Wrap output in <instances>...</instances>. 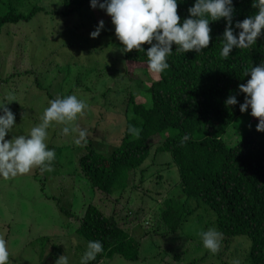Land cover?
<instances>
[{"label":"trees","instance_id":"1","mask_svg":"<svg viewBox=\"0 0 264 264\" xmlns=\"http://www.w3.org/2000/svg\"><path fill=\"white\" fill-rule=\"evenodd\" d=\"M22 1L0 0V7L3 6L0 9V97L4 104L10 103L7 107L15 110L14 116L21 120L27 107L31 110L44 103L45 110L55 98L48 73L52 72L57 60L49 61L48 54H43L42 63H38L36 48L40 42L34 37L35 20L54 21L61 13L73 15L72 19L77 16L73 23L81 21L79 25H73L70 19L65 21L66 32L73 35L74 42L65 34L69 43L61 44L64 48L75 46V42L97 43L91 33L99 25L97 21L91 25L88 16L81 17L83 10L92 8L91 0H59L62 10L44 4L20 11L16 4ZM177 3L182 25L186 18H190L188 9L196 0H177ZM252 4L253 0H233V29L237 37L240 30L235 28L236 22H242L258 11ZM92 17H95L94 13ZM226 26L227 21L223 18L211 22L210 45L199 53L195 50L177 53L174 44L172 54L167 57L169 68L156 78L147 67L146 53L151 45H143L144 51L124 53V69L119 71L124 75L116 85L126 95L123 130L120 135L116 134L115 144L111 142L109 151L103 153L95 149V144L101 145L97 140L104 138L100 129L109 123L99 121L94 129L92 126L87 128L88 133L100 136L91 141L87 139L83 146L85 152L71 175L73 179L74 175L79 177L93 192L99 193L100 201L84 203L81 213L76 215L60 208L75 234L87 244L89 241L102 243L103 251L88 264H107L115 257L138 263L144 241L150 236L154 239L163 236L160 233L163 226L166 234L175 237L187 219L194 217L203 226L206 215L211 218L209 224L226 237L225 243L240 238L246 244L241 253L236 249L217 254L215 258L220 264H232L233 260H239L240 264H264V132L256 130L259 121L251 115L250 107L247 112L240 111L246 94L239 90V85L246 84L251 78L250 75L245 77L244 71L264 62V30L249 48H234L227 58H223L220 55L221 39ZM24 27H33V30L27 34ZM103 32L118 39L109 15ZM19 34L24 39L17 43ZM59 39H55L57 44ZM86 46L89 45L86 43ZM115 60L113 58V62ZM95 73L103 82L111 74L102 68H96ZM90 78L85 82L90 83ZM46 82L50 85L46 86ZM62 88L63 85L60 90ZM23 89L25 91L18 101L6 100V94L18 98ZM112 91V88L103 89L104 102L110 101ZM68 92L67 96L95 94V90L89 87ZM229 96H235L238 103L226 106ZM28 118L26 115L24 120ZM132 126L141 129L139 138L129 133ZM185 135L189 139L181 144ZM159 155L172 157V161H165L164 166L177 168L179 182L171 193L162 195L158 191L155 194L152 200H156L159 206L154 215L146 212L144 207L128 213L126 208L135 200L134 192L142 187L133 185L131 176L139 171L142 182L145 165L150 158L159 159ZM161 178V174L158 175L155 183H162ZM147 195L149 198L152 194L147 191ZM144 217H148L147 222H143ZM150 225L153 230L142 228ZM48 238L43 236L35 241L45 243ZM63 250L60 249L56 259ZM46 254H49V248L42 253L41 259ZM223 255L228 258L222 259Z\"/></svg>","mask_w":264,"mask_h":264},{"label":"rangeland","instance_id":"2","mask_svg":"<svg viewBox=\"0 0 264 264\" xmlns=\"http://www.w3.org/2000/svg\"><path fill=\"white\" fill-rule=\"evenodd\" d=\"M44 4L49 8L62 10V4L59 0H23L22 3L16 4V6L18 10L22 11L29 9L31 6H43ZM0 9H3V6ZM93 13L94 18L92 17ZM86 16L90 18L91 25H95L96 21L99 23L101 20L106 23L108 18L107 12L99 8L83 10L81 17ZM72 17L73 15L69 16L61 13L57 14L54 21H50V19L46 22L35 20L34 37L37 38H35L36 41L40 42L39 48H36L38 63H42L40 58H44L43 54H48L47 59L49 61L52 59L57 60L52 72L48 73L50 74L48 81H52L54 86L51 89L52 94L55 96L54 99L66 97L70 90H79L85 87L95 90V94L92 95H82L81 93L76 95L83 102L88 100L86 102L88 107L83 115H78L77 120L73 123L79 126L80 129L86 130L92 127L94 129L99 121L101 123L108 122V126L100 129V132L104 134L103 139H101L102 137L98 138L100 135H95L93 132L88 133L87 130L88 140L98 138L97 140L101 142L100 146L95 144V149L103 153L108 152L110 144H115L113 141L116 134L120 135L124 127L123 119L126 110L124 100L126 95H123V91L116 87L118 81H121V77L124 75L123 72L119 73L124 69V61H122V58H124L123 45L118 39L112 38L111 35L103 32L96 38L97 43L95 44L91 41H83L75 42V46L72 47H62L61 44L68 42V38L64 36L65 34L74 42L73 35L66 32V19H70L73 25L81 23V21L73 23L77 16L74 19ZM32 30L33 27H24L23 29L27 34H30ZM57 38H60L58 44L55 40ZM23 39V35L19 34L16 42L18 43ZM86 43L89 45L88 47ZM113 58L116 59L114 62ZM68 67L72 69L69 70ZM96 68L107 70V73H111L109 74L111 76L107 75L104 82L103 79L99 81L95 73ZM131 70L134 71V68L132 67ZM152 75L155 78L159 77V75ZM89 77L92 78H90V83L85 82V79ZM143 78L146 82L145 76ZM48 83L46 82L45 85L49 86ZM61 85H63V88L60 90ZM144 86L146 87V84ZM105 88L113 89L110 93L112 98L107 102H104V97L101 96ZM24 91L23 89L18 98L15 96V101H18ZM92 97L94 99L90 103ZM142 98L144 102L147 101L144 97ZM15 101H12V103ZM105 103L107 106H105ZM146 103L148 104V101ZM39 104V107L34 106L31 110H28V107L26 108L28 120L15 117V124L9 130L6 140L10 141L13 136L27 135L34 126L41 123V120L38 119L40 114L44 113V103ZM0 105H4L1 97ZM106 107L109 109L108 111L104 110L107 109ZM11 111L14 114L15 110ZM2 114L3 110L0 109V115ZM63 127L65 125L53 122V125L47 130L48 136L45 143L48 150H54L56 154L51 165L53 171L41 172L39 168H34L28 174L18 175L7 180L0 176V237L5 239L9 252L7 264H56V257L60 254L58 252L61 248L64 249L61 255L67 256L68 264H81V258L87 249V243L73 232V227L69 225L67 217L61 212L60 208L70 210L75 215L80 214L83 204L87 202L98 203L100 194L93 192L79 177L75 175L74 179L71 177L77 169V163L83 156L85 148L83 143L80 146L74 143V139L78 138V133L70 132L69 135L64 136ZM151 156H154V154ZM157 157L159 159L150 158L145 165L142 182L140 180L143 176L139 171L131 176V183L142 185V187L139 191L134 192L135 200L126 208L128 213L138 212L140 207H144L145 211L147 210L148 213L154 215V211L159 206L156 200H152L155 194L158 191H161L159 193L162 195L171 193L177 182H179L180 174L177 168L175 166H164L165 161H172V157L170 155H159ZM160 174L163 182L157 184L155 178ZM147 191L152 194L149 198L147 197ZM147 218L144 217L143 222H147ZM187 220L182 231L175 237L171 236L170 233H167L169 235L167 236L166 228L163 226L160 230L163 236L156 237V239L150 236L149 239H146L143 243L140 262L132 263L115 257L106 263L220 264L216 260V255L220 252L227 251L226 253H230L237 249V252L241 253L245 250L246 244L242 239L236 238L230 243H225L224 239L226 237L223 236L220 250L215 254L211 253L203 246L202 238L199 235L201 231L215 229L214 226L209 224L211 221L210 216L206 215V224L203 226L194 217ZM142 228L153 230L151 225L148 227L142 226ZM43 236L49 237L48 242L35 241ZM249 247L250 242H248L247 249ZM48 248L49 254L41 259L42 253L45 254ZM180 255H183L182 258H179ZM226 258L228 257L222 256V259Z\"/></svg>","mask_w":264,"mask_h":264},{"label":"clouds","instance_id":"3","mask_svg":"<svg viewBox=\"0 0 264 264\" xmlns=\"http://www.w3.org/2000/svg\"><path fill=\"white\" fill-rule=\"evenodd\" d=\"M93 9L99 8L107 12L115 26V35L123 45L122 52L130 53L133 50L144 51L143 45L151 47L147 50V67L150 73L159 75L169 68L167 57L173 52V45L177 46L176 52L197 53L207 49L211 42V22L225 19L227 26L221 39V57L227 58L234 48L245 49L256 43L264 30V0H253L252 7L257 9L254 15L237 21L235 28L239 29V35L234 34L233 0H196L194 6L188 9L190 18H186L181 25L178 15L177 0H91ZM211 21V22H210ZM103 20L91 33V38H98L104 29ZM155 41V43H153ZM83 55V54H82ZM250 79L246 84H240V92L246 94L244 103L240 105L242 113L251 108V115L259 121L256 130L264 132V62L259 66L251 67L244 71V76ZM7 101H15L13 94L6 96ZM238 103L235 96H229L226 106H234ZM10 103L0 105L3 114L0 115V176L5 180L15 178L18 175L30 173L34 168L41 172L53 171L51 167L55 159V151L48 150L45 143L47 130L56 124L65 125L63 135L70 132L78 133L74 143L80 146L87 143V130H82L74 125L78 115H83L88 105L79 100L75 95L64 98L57 97L49 102L44 110L41 123L34 126L27 135L13 136L9 141L6 136L15 124V116L7 107ZM27 113H22L24 120ZM141 129L129 127V133L139 138ZM189 137L185 135L181 144ZM203 246L215 254L220 250L223 234L215 229L201 231ZM103 251L100 241H89L87 249L81 258V264H88L95 260L97 254ZM9 252L6 241L0 237V264H7ZM56 264H68L66 255L59 256ZM232 264H240L239 260H233Z\"/></svg>","mask_w":264,"mask_h":264}]
</instances>
